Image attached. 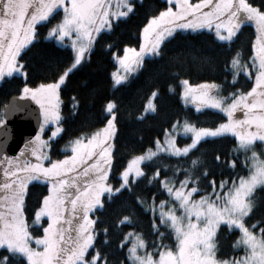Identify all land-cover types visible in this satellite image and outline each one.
I'll return each mask as SVG.
<instances>
[{
	"label": "snow or ice",
	"instance_id": "1",
	"mask_svg": "<svg viewBox=\"0 0 264 264\" xmlns=\"http://www.w3.org/2000/svg\"><path fill=\"white\" fill-rule=\"evenodd\" d=\"M167 4L156 14L146 16L139 50L125 46L122 56L112 54L123 69V73L112 74L113 86L141 70L146 58L163 60L167 44L181 33L201 34L207 30L231 51L243 27L254 24L252 55L245 59L237 49L227 60L219 82L192 85L188 79L180 81L181 97L195 103L198 116L211 112L226 119L213 127H198L187 117L177 119L170 130L164 129L163 142L156 139L155 149L148 147L132 156L119 170L114 144L118 106L112 100L103 109V127L72 138L59 149L60 159H52L49 152L65 131L66 118L60 112L61 87L70 74L88 62L98 38L111 34L119 23L135 14L137 0H116L115 5L113 0H0V87L23 78L19 98L14 96L0 113V251L6 253L0 255V264H114L109 259L112 231L121 225L141 227V215L148 217L147 230L141 227L140 231L124 233L117 245V250L123 249L131 240L126 253L129 264H264V216L254 223L247 222L264 208V149L256 150L258 144L264 146V0H167ZM139 6L143 7V0H139ZM42 27L47 28L43 40L70 48V63L53 81L30 87L32 69L22 53L40 42ZM106 47L111 50L114 45ZM178 60L169 58L170 63ZM241 76L254 79L250 88L237 87ZM152 96L157 97L158 92ZM28 100L38 106V114L27 102L20 103ZM72 102L70 115L74 117L79 102L75 96ZM146 111L154 113L156 106L150 105ZM18 113L36 116L38 128L34 135L23 137L15 156H9L5 148L13 136L9 122ZM49 127L45 139L43 134ZM178 136H190L191 142L180 147ZM225 136L235 138L233 152L237 154L235 160L226 162L227 166L246 169L247 175L233 178L231 184L220 181L219 188H227L222 194L217 191L216 181L207 179L214 175L212 170L198 159H192L189 167L182 163L159 164L161 154L183 161L201 142ZM214 163H223L219 155ZM142 165L155 171L148 175ZM169 170L171 176L166 174ZM114 171L115 177L111 176ZM113 178L115 185L110 182ZM141 180L156 189L151 199L134 191ZM208 186L210 192L206 191ZM44 188L46 194L32 191ZM125 193L130 201L124 205L127 214L114 225L93 218L95 212H103ZM162 194L168 199L156 203ZM194 194L199 199L193 198ZM33 195L40 197L38 207L30 208ZM26 214H30L28 218ZM234 230L239 235L231 248L233 252L242 250L243 255L222 251L220 233L227 236ZM98 233L104 236L100 247L94 243Z\"/></svg>",
	"mask_w": 264,
	"mask_h": 264
},
{
	"label": "trees",
	"instance_id": "2",
	"mask_svg": "<svg viewBox=\"0 0 264 264\" xmlns=\"http://www.w3.org/2000/svg\"><path fill=\"white\" fill-rule=\"evenodd\" d=\"M190 2L195 3L196 0H190ZM256 2L259 3L260 0H256ZM167 6V0H143V7H140L139 1H137L135 14H130L126 22L119 23V26L115 27L111 34H105L98 38L94 51L89 54L88 62L82 68L70 74L59 93L60 112L66 118L63 123L65 131L55 148L49 152L52 159L62 158L59 149L65 147L68 141L75 136L80 133H90L103 127L106 122V114L103 109L109 100H112L118 106V135L114 144L117 149V157L119 158V170H122V166H126L127 161L132 156L141 154L148 147H153L154 141L163 137L164 129H170L171 124L177 119L182 121L187 117L192 122H197L198 127H213L225 119V117L211 112H205L198 116L194 107L185 105L181 101L179 81L188 79L192 85L211 81L219 82L223 78V69L227 60L235 54L237 49L242 52L245 59L252 55L251 42L254 41L256 35L253 24L243 27L242 33L235 40V43L231 45V51L228 50L229 46L227 44L217 42L212 33L208 31H204L201 34L181 33L167 44L166 55L163 60L158 58L149 60L146 58L141 70L137 71L135 75L121 85L113 86L111 74L115 69V63L112 54L114 52L120 54L125 46L139 47L140 30L147 22L146 16L156 14ZM39 31L41 33L40 42L22 53L23 60L32 69L28 78L30 87L41 82L53 81L58 73L70 63L71 50L57 45L54 41L43 40L47 33L46 27L40 28ZM109 44L114 45L111 50L106 47ZM172 57H179V60L170 63L169 58ZM22 79V77L12 79L10 83H4L0 87V113L3 112L4 106L11 98L19 96L18 88L23 86ZM251 83L252 80L250 81L246 77L241 76L237 87L243 85L244 90H246L251 87ZM154 91L158 92V96L154 97L156 111L143 115L145 103ZM73 96L79 102L78 114L74 117L70 115L73 111ZM141 116L144 118L138 119ZM50 131L51 128L46 129V133L43 134L45 139H47V134ZM179 140L181 143L187 139L179 138ZM235 146L236 141L231 136L207 139L201 142L186 160L178 161L177 158H169L166 154H161L159 164L162 166L163 164L177 165L182 163L184 167H189L192 159H198L206 168L212 170L214 175H210L207 179L215 180L217 191L222 194L227 188L220 189V181L227 180L231 184L233 178L238 179L240 175H247L246 169L241 170L239 166L232 169L227 166V161L236 159L237 154L233 152ZM257 147H259V144ZM216 155H219L223 162L220 165L214 163ZM240 159H243L242 154H240ZM142 167L144 166L142 165ZM144 170L148 175H151L155 168L144 167ZM116 174L117 172L114 171L111 176L115 177ZM164 174L162 171L161 178H163ZM166 174L171 176L172 171L169 170ZM177 175L179 179H183L182 175H179V173ZM110 182L114 185L117 183L114 178ZM204 184H207V180L204 181ZM211 190V186L206 189L209 192ZM32 191L46 194V188L33 189ZM134 191L140 195H147L151 199L156 189L147 185L146 181L141 180ZM202 194L204 195L205 193L201 192L200 195ZM261 196L264 198V193ZM39 198L36 195L30 198V208L38 207L36 201ZM159 200H167V195H159L156 198V203H159ZM129 202L128 194L125 193L115 203L107 206L103 212H95L93 218L100 217L107 221L108 224L114 225L118 219L127 214L124 205ZM29 215L26 214V218ZM262 216H264V208L258 209L253 213L247 222L249 224L254 223ZM139 219L142 222L141 227L146 231L148 217L141 215ZM45 222L42 221V223ZM29 223H31L30 219ZM104 226L107 225H98V227ZM141 227L132 228L121 225L119 230L112 231L110 237L112 255L109 259L114 264H120V262L129 264L126 259L129 241L125 242L126 246L123 249L117 250V245L123 239L124 233L140 231ZM30 230L34 231V234H42L39 230ZM238 235L239 232L235 230L227 236H225L224 232L220 233L223 253L227 255L243 254L242 250L233 252L231 248ZM103 239V234L98 233L94 243L100 247ZM169 243H172V241ZM90 251L92 250L90 249ZM5 254V252L0 251V255Z\"/></svg>",
	"mask_w": 264,
	"mask_h": 264
},
{
	"label": "water",
	"instance_id": "3",
	"mask_svg": "<svg viewBox=\"0 0 264 264\" xmlns=\"http://www.w3.org/2000/svg\"><path fill=\"white\" fill-rule=\"evenodd\" d=\"M11 101L12 98L7 102V104H9ZM25 102H27L30 105V108L36 109L38 114V106L35 105L33 101L30 100L20 101V103H25ZM22 116L23 119L21 118ZM9 123L13 128V136L10 140V143L5 145V148L7 155L14 156L18 153L19 148L23 144V137L34 135L35 131L38 128V125L36 122V116L21 114V113L16 114Z\"/></svg>",
	"mask_w": 264,
	"mask_h": 264
},
{
	"label": "rangeland",
	"instance_id": "4",
	"mask_svg": "<svg viewBox=\"0 0 264 264\" xmlns=\"http://www.w3.org/2000/svg\"><path fill=\"white\" fill-rule=\"evenodd\" d=\"M137 1H139V0H137ZM115 2H116V0H113V5H115ZM194 3V2H193ZM254 25V24H253ZM254 27H255V25H254ZM205 31H207V30H205ZM213 36H214V34H212ZM215 38V37H214ZM55 42V41H54ZM70 49V48H69ZM137 50H139V47H137L136 48ZM114 53H116V52H114ZM123 55V51L120 53V54H117L116 53V57H119V56H122ZM116 57H113V60H114V63H115V69L113 70V72H112V74L113 73H115V72H120V73H123V69L120 67V65L118 64V62H117V59H116ZM111 74V75H112ZM136 73H132V74H128V79L130 78V77H132L133 75H135ZM181 80H183V79H181ZM180 80V81H181ZM180 81H179V83H180ZM252 82H254V79L252 80ZM112 83H113V85H114V81H113V79H112ZM116 86V85H115ZM180 87H181V90H180V92H182L183 91V85L180 83ZM180 96H181V94H180ZM181 101L185 104V105H190V106H192V107H194L195 108V103L193 102V101H191V100H188V101H185L182 97H181ZM150 105H154V97L152 96V94L148 97V99H147V101H146V103H145V107H144V111H143V115H145V114H148V113H150V112H148V111H146V109L150 106ZM225 119H226V117H225ZM49 128H51V127H49ZM171 129V128H170ZM169 129V130H170ZM232 137V136H231ZM179 138H182V137H177V140H178V146H180V147H182L184 144H186V143H190L191 142V140H190V136L188 137V138H184V139H187V140H184V141H182L181 143L179 142L180 140H179ZM234 138V137H233ZM235 139V138H234ZM161 140V142H163V140H164V135H163V137L160 139ZM261 149H260V148ZM259 147H257L258 149H256L258 152L260 151V150H262L263 148H264V146H261V145H259ZM153 149H155V144H154V146L152 147ZM67 154H71V152H70V150L67 152ZM0 176H2V166H0ZM203 195V194H202ZM193 198H195V199H199V196H197V195H195L194 194V197ZM167 199H168V197H167ZM165 210H167V209H165ZM90 216H92V214L90 213ZM131 245V240H129V246ZM33 246L35 247V245L33 244ZM243 255V254H242Z\"/></svg>",
	"mask_w": 264,
	"mask_h": 264
}]
</instances>
